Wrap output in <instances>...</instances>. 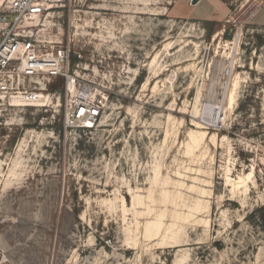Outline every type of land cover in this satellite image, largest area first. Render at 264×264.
<instances>
[{
    "label": "rangeland",
    "instance_id": "obj_1",
    "mask_svg": "<svg viewBox=\"0 0 264 264\" xmlns=\"http://www.w3.org/2000/svg\"><path fill=\"white\" fill-rule=\"evenodd\" d=\"M263 1L57 0L31 21L103 108L64 128L46 75L13 81L38 102L0 97V264H264Z\"/></svg>",
    "mask_w": 264,
    "mask_h": 264
},
{
    "label": "built area",
    "instance_id": "obj_2",
    "mask_svg": "<svg viewBox=\"0 0 264 264\" xmlns=\"http://www.w3.org/2000/svg\"><path fill=\"white\" fill-rule=\"evenodd\" d=\"M56 2L57 0H7L5 8L1 10L0 97L25 103L38 102L42 98L37 93L16 90L13 86L14 79L39 75L62 77L65 79L64 128L89 129L99 120L103 108L96 89L69 75L68 50L45 52L27 30L31 21L47 14ZM233 70L234 67L231 66L224 76L231 77Z\"/></svg>",
    "mask_w": 264,
    "mask_h": 264
},
{
    "label": "crops",
    "instance_id": "obj_3",
    "mask_svg": "<svg viewBox=\"0 0 264 264\" xmlns=\"http://www.w3.org/2000/svg\"><path fill=\"white\" fill-rule=\"evenodd\" d=\"M254 15H255L256 19L260 18L262 25H264V1L259 4Z\"/></svg>",
    "mask_w": 264,
    "mask_h": 264
},
{
    "label": "bare ground",
    "instance_id": "obj_4",
    "mask_svg": "<svg viewBox=\"0 0 264 264\" xmlns=\"http://www.w3.org/2000/svg\"><path fill=\"white\" fill-rule=\"evenodd\" d=\"M37 96L40 98L39 94H37ZM209 109H210L209 115H211V120H212V122L214 124V123L218 122V120L221 117V114L217 111V109H214V108H211V107Z\"/></svg>",
    "mask_w": 264,
    "mask_h": 264
},
{
    "label": "water",
    "instance_id": "obj_5",
    "mask_svg": "<svg viewBox=\"0 0 264 264\" xmlns=\"http://www.w3.org/2000/svg\"><path fill=\"white\" fill-rule=\"evenodd\" d=\"M200 0H191V5H196Z\"/></svg>",
    "mask_w": 264,
    "mask_h": 264
}]
</instances>
